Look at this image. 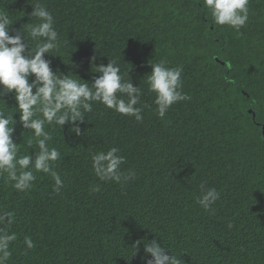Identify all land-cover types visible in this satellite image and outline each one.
Here are the masks:
<instances>
[{
	"label": "trees",
	"instance_id": "1",
	"mask_svg": "<svg viewBox=\"0 0 264 264\" xmlns=\"http://www.w3.org/2000/svg\"><path fill=\"white\" fill-rule=\"evenodd\" d=\"M39 2L59 34L60 47L50 53L56 56L45 54L53 70L92 83L99 73L90 58L96 66L115 59L125 80L142 89L144 119L97 102L76 122L80 136L71 124L50 129L49 147L61 153L54 165L64 181L59 194L43 172L25 192L0 175V208L14 213L10 231L17 234L6 264H143V244L135 255L132 245L144 238H156L180 264H264V0H249V21L239 32L214 25L203 0ZM35 3L0 0L13 22L10 34L21 30L30 47ZM162 60L183 67L190 97L163 119L147 84L151 63ZM3 99L0 106L17 121L14 142L34 157L39 148L27 145L32 133L19 123L14 96ZM111 147L125 157L122 171L136 173L126 185L93 171L91 154ZM202 183L221 193L214 212L197 203Z\"/></svg>",
	"mask_w": 264,
	"mask_h": 264
},
{
	"label": "clouds",
	"instance_id": "2",
	"mask_svg": "<svg viewBox=\"0 0 264 264\" xmlns=\"http://www.w3.org/2000/svg\"><path fill=\"white\" fill-rule=\"evenodd\" d=\"M248 5L249 0H203V6L211 14L214 25H227L237 32L249 21ZM32 9L30 18L36 22L29 26L27 35L35 42L34 47L29 46L26 34L21 30L10 34L13 22L9 15L0 11V100L5 101L3 97L9 93L14 96L19 123L32 133L27 145L31 147L35 143L39 151L35 152L34 157L21 154L20 143L13 139L14 125L17 123L13 118L14 113L8 114L7 109L0 106V175L6 174L7 182L15 190L25 192L33 187L35 173L43 172L52 177L53 191L59 194L64 181L54 165L61 159V153L56 147H49L53 139L50 129L71 124L70 131L80 136L82 133L76 122H83L85 113L92 112L97 102L107 109L143 122V106H137L141 104L143 93L139 86H133L131 79L125 80L115 59H110L106 66H96L97 57L90 58V63L95 65V70L91 71L99 73L92 83L72 71H69L71 76L69 72L54 71L51 60L45 54L60 47L56 21L47 6L39 0L32 5ZM72 67L78 69L79 65L72 63ZM151 68L147 84L149 91L156 94V114L163 119L171 106L190 99L183 92V67H169L162 60L151 63ZM91 161L93 171L101 181H112L123 186L136 176L131 169L122 171L125 157L117 147L92 153ZM97 190L98 187L92 188L93 192ZM200 193L197 203L205 211L214 212L213 206L221 193L204 183L200 185ZM14 222V213L0 208V264H6L10 259V247L17 240V234L10 231ZM227 227L231 229L233 224L229 222ZM24 244L29 250L35 247L30 236L24 237ZM141 244L143 264H180V259L156 238L136 241L132 245L133 255L140 251Z\"/></svg>",
	"mask_w": 264,
	"mask_h": 264
},
{
	"label": "water",
	"instance_id": "3",
	"mask_svg": "<svg viewBox=\"0 0 264 264\" xmlns=\"http://www.w3.org/2000/svg\"><path fill=\"white\" fill-rule=\"evenodd\" d=\"M216 59H217L218 61H220L221 63H225L224 61L220 60L219 57H216ZM251 111H252V110H251ZM254 115H255V113H254ZM263 133H264V126H263Z\"/></svg>",
	"mask_w": 264,
	"mask_h": 264
}]
</instances>
